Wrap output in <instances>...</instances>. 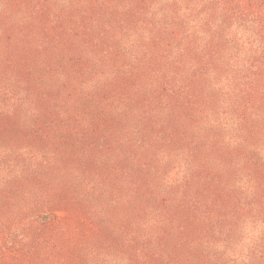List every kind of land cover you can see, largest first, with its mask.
Instances as JSON below:
<instances>
[{
    "label": "rangeland",
    "instance_id": "rangeland-1",
    "mask_svg": "<svg viewBox=\"0 0 264 264\" xmlns=\"http://www.w3.org/2000/svg\"><path fill=\"white\" fill-rule=\"evenodd\" d=\"M11 3L0 0V120L26 132H0V264H264V0H80L73 22L44 19V1L31 16ZM68 27L99 36L108 66L83 70L74 52L47 67L60 50L45 33ZM28 50L39 69L23 79L7 54ZM123 85L127 114L85 148L98 172L41 144L38 95L81 133L75 108L120 113L105 99ZM63 190L88 211L55 208ZM107 228L114 255L96 248Z\"/></svg>",
    "mask_w": 264,
    "mask_h": 264
},
{
    "label": "trees",
    "instance_id": "trees-1",
    "mask_svg": "<svg viewBox=\"0 0 264 264\" xmlns=\"http://www.w3.org/2000/svg\"><path fill=\"white\" fill-rule=\"evenodd\" d=\"M42 1L46 2L42 14L44 19L52 18L58 22H63V20L67 22L75 21L74 19L77 15L74 13L76 10L74 5L79 3L80 0H12L11 6L21 10L23 5L24 10L26 9V14L31 16L34 8ZM108 10L109 9H107V11ZM109 12L110 11L107 12L106 18H108L109 15L114 17V14ZM41 30H45V27L42 26ZM45 34L50 37L51 42L55 44L54 46L58 47L60 50L59 52L45 54L47 67L53 68L57 64H62L64 60H71L74 52L78 53L77 62L83 70H101L105 66H108L106 63L108 61L106 59L108 55L106 54L107 51L99 47L102 40L99 43L96 42L98 39H101L99 36L91 37L90 35H86L85 37L80 35L78 31H72L71 27L64 28L63 33L58 35L54 32L50 33L49 31ZM118 37L117 35L113 37V42ZM28 51L29 52L23 53L16 51L17 53L14 55H12V53L7 54L9 57L8 62L16 63L15 67L17 72L23 79L32 74L31 70L37 72L39 69L38 54L30 50ZM96 53L99 55V59H95ZM13 56L14 59H12ZM108 63H110V61H108ZM123 63L124 61L121 63V67L126 66ZM26 82L27 85L28 79ZM125 86L126 85H123L119 90L112 89L109 96L105 99V101L108 100L112 104L115 102V105L120 106V113L110 112L102 108L99 103L96 105L95 103H81L75 108V112L78 115L81 114L82 119H84L83 124L79 126L81 133L73 129L72 122L76 123L79 121L78 118H74L73 113L65 116L64 109L54 100L53 95L47 93L45 94L46 99H40L39 95L36 94L38 95L36 97V106L38 108V118L36 121H38V125L41 123V126H44L45 130L48 131L49 138L47 141L41 140V144L45 146H48V144L52 145L50 150H52L54 155L59 158L62 165L65 167L71 168V165H73L76 169L82 170L85 173L98 172L99 169L96 159H88L84 156L85 148L92 144L94 145L97 140H106L107 137L113 133L116 124L122 122L120 118H123L124 115L127 114V107L120 103L123 96L126 94L124 91H121L124 90ZM105 96L106 95H104L103 98H105ZM117 98L118 101H116ZM145 101L146 97L142 99V102ZM134 106H138V103H136V105L134 104ZM0 132L25 135L26 131L14 121L0 120ZM52 200L55 208L64 206L66 209L74 207L88 211L85 207L83 209L80 205H75L74 200L66 190L56 194ZM141 237L143 238V235H141ZM96 244V248L107 249L108 254L113 255L117 253L116 251L120 246L118 237L114 236L109 228L103 229L102 238H100ZM120 250L121 247H119V251ZM116 258L119 260L116 261L118 264H125L127 262L125 261L122 263L123 259L122 257H118V255H116Z\"/></svg>",
    "mask_w": 264,
    "mask_h": 264
}]
</instances>
